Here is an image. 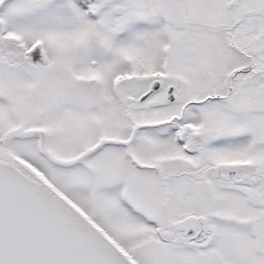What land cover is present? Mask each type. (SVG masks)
I'll return each instance as SVG.
<instances>
[{"label":"snow or ice","instance_id":"6c2138e0","mask_svg":"<svg viewBox=\"0 0 264 264\" xmlns=\"http://www.w3.org/2000/svg\"><path fill=\"white\" fill-rule=\"evenodd\" d=\"M0 264H264V0H0Z\"/></svg>","mask_w":264,"mask_h":264}]
</instances>
